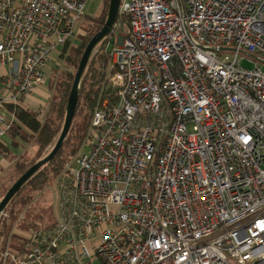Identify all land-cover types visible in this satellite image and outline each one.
<instances>
[{"label": "built area", "instance_id": "obj_1", "mask_svg": "<svg viewBox=\"0 0 264 264\" xmlns=\"http://www.w3.org/2000/svg\"><path fill=\"white\" fill-rule=\"evenodd\" d=\"M88 1L0 0V141ZM119 12L129 34L58 178L57 218L1 264H264V73L239 56H264V0H121Z\"/></svg>", "mask_w": 264, "mask_h": 264}, {"label": "trees", "instance_id": "obj_2", "mask_svg": "<svg viewBox=\"0 0 264 264\" xmlns=\"http://www.w3.org/2000/svg\"><path fill=\"white\" fill-rule=\"evenodd\" d=\"M103 1L104 3L107 2V0ZM105 16V11L102 10L95 17H87L85 36L81 37L76 45H71L75 38L67 41L63 45L61 53L59 54V60L62 66L60 68H54L52 76L45 82L48 98L43 107L38 106L36 110H28L23 107V99H21L18 104L9 108L14 119L9 130L5 134L7 143L0 141V158L8 159L10 155L17 158L13 162L12 171L10 174H7L3 183L0 184V200L7 190L5 184L11 180L14 183L37 162L25 165L20 160L19 156H21L29 146L36 147L38 151H47L49 149L51 150L56 143L63 125L66 103L79 60L89 40L104 24ZM85 18L86 15L83 19ZM116 25L123 31L124 37H128L129 19L126 14L120 13L118 15ZM112 36L113 32L107 38L103 39L96 47L98 51L94 55V58L89 59L81 78L74 114V117L80 116L81 122L77 126V133L73 137L71 153L65 151L64 148L73 130V123L63 141L61 149L55 157L48 164L41 167L27 181L22 189L8 203L3 212L4 215L0 216V247L6 248L9 251H15L19 248L13 245L8 246V244L13 241L21 242L23 240L12 235L17 219L29 208L33 195L35 193H42L48 187L51 178H55L63 173L66 163L71 159V156L77 153L84 139L87 137V130L90 131L91 127L92 112L97 106L100 97L99 93L101 95V86L109 64L107 48L108 45L113 42ZM68 45L71 46L68 47ZM0 172L2 173L3 170L1 169ZM22 221H25L24 217ZM25 225L26 228L30 230L37 229L33 221H28Z\"/></svg>", "mask_w": 264, "mask_h": 264}, {"label": "rangeland", "instance_id": "obj_3", "mask_svg": "<svg viewBox=\"0 0 264 264\" xmlns=\"http://www.w3.org/2000/svg\"><path fill=\"white\" fill-rule=\"evenodd\" d=\"M108 3L109 0H107V2L104 3L103 0H89L86 5H85V15L86 18L80 20V22L78 23V33L75 36L74 41L71 43V45H76L77 42L81 39V37L85 36V29L87 28V17L92 18L95 17L99 14L100 11L104 10L105 14H107V9H108ZM120 14V13H119ZM106 17V16H105ZM106 19V18H105ZM115 24V27L113 29V36H112V41L111 44L108 45L107 51L109 54V64L107 66V70L105 73V77L102 83V88L100 90L101 94L102 91L104 90L105 86L107 85V79L110 76V74L114 75L115 73V69L112 68V59H111V51L113 49V47L115 45H117L122 38L124 37V33L122 30L119 29V27ZM125 29V28H123ZM71 45H68V47H70ZM99 45V44H98ZM97 45V46H98ZM96 46V47H97ZM63 47V46H62ZM62 47L58 49V51L56 53L52 54L51 60L47 66L46 69V80L48 78H50L53 74V69L57 68V67H61L62 63H60L59 60V54L61 53ZM98 50H96V48L94 49V51L92 52L91 58H94V55L97 53ZM110 52V53H109ZM222 55H227L229 57H231L233 55L232 52H223ZM249 54H240L239 56L243 58V60H241V66L246 68V69H252L254 64H256L258 66V68L261 70L262 73H264V56L262 55H250ZM110 79L109 78V87L111 86L110 83ZM47 82V81H46ZM46 83L43 87L37 88L36 92L26 96L23 101V107L28 109V110H36L37 107H43L45 105L46 99L48 98V94H47V89H46ZM99 100L97 103V106L94 108L93 112L98 108V106L100 105V99H101V95L99 93ZM99 104V105H98ZM9 110V109H8ZM10 112V110H9ZM92 112V113H93ZM11 113V112H10ZM80 116L74 117L73 119V130L66 142L65 145V151H69L71 153V145L73 143V137L74 135L77 133V126L79 125V123L81 122L80 120ZM91 119V117H90ZM88 131L87 130V137H88ZM87 137L84 139L82 145L80 146L79 150L77 151V153L74 156H71V159L68 160V163H66L63 172L65 170V168H71V165L73 164V162L75 161V159L81 154L82 150H83V145L87 139ZM6 142L7 140L4 137L2 139V142ZM50 151H38V149L34 146H29L28 149H26V151L19 156L20 160L26 165H30L40 159H42L43 157H45L48 152ZM14 154V152H13ZM17 157H13L12 155H10L8 157V159L6 158H0V170L2 169L3 172L0 174V184L3 183V180L6 178L7 174H10V172L12 171V165L13 162L16 160ZM62 174V173H61ZM60 174V175H61ZM59 175V176H60ZM59 176L55 177V178H51L49 180L48 183V187L42 192V193H35L33 195V199L31 204L29 205V208L24 211L22 213V215L17 219V223L12 231V235L19 238V239H25L28 236V233H30L32 230L26 228V223L28 221H33L36 224V228H45L48 226H51L52 224H54L55 219L57 218V209H58V201H59V194H58V190H57V181ZM12 180L7 182L5 184V188H9L12 185ZM7 191V190H6ZM23 217L25 218V221L23 222L22 219ZM9 245H13L14 247H20L21 246V242L19 241H13L11 242ZM6 248H2L0 247V254H4L5 253ZM16 251V250H15ZM0 264H1V260H0Z\"/></svg>", "mask_w": 264, "mask_h": 264}, {"label": "water", "instance_id": "obj_4", "mask_svg": "<svg viewBox=\"0 0 264 264\" xmlns=\"http://www.w3.org/2000/svg\"><path fill=\"white\" fill-rule=\"evenodd\" d=\"M121 0H109L106 19L101 29L96 32L87 43L82 56L79 60L77 70L74 75V79L71 85V89L68 95L65 116L63 125L58 136V139L48 154L34 163L25 173H23L5 192L4 196L0 200V216L3 214L6 206L11 199L22 189L27 181L44 165L48 164L61 149L63 141L65 140L69 129L71 127L76 104L79 94V85L85 68L89 59L91 58L92 52L96 46L105 38H107L112 32L116 24L117 17L119 15Z\"/></svg>", "mask_w": 264, "mask_h": 264}]
</instances>
